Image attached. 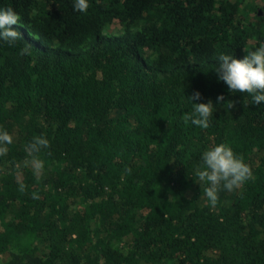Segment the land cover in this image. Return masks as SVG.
<instances>
[{
	"label": "trees",
	"instance_id": "16d2710c",
	"mask_svg": "<svg viewBox=\"0 0 264 264\" xmlns=\"http://www.w3.org/2000/svg\"><path fill=\"white\" fill-rule=\"evenodd\" d=\"M88 3L0 0L22 34L0 41V264H264V102L215 71L264 44V0ZM208 100L210 127L186 125ZM220 143L253 178L213 207L196 171Z\"/></svg>",
	"mask_w": 264,
	"mask_h": 264
},
{
	"label": "clouds",
	"instance_id": "9594fccd",
	"mask_svg": "<svg viewBox=\"0 0 264 264\" xmlns=\"http://www.w3.org/2000/svg\"><path fill=\"white\" fill-rule=\"evenodd\" d=\"M89 6L88 0H74L75 11L86 13ZM20 20V15L12 7L0 9V41L12 47L15 46L16 41L22 39L21 32L14 27L19 25ZM31 49L32 45L26 43L20 50V55H31ZM215 71L218 79L227 85L230 92L247 93L256 105L264 102V44L247 52L243 59H236L233 55L221 54L218 57V66ZM189 99L199 101L202 99V95L199 91H195ZM223 101H225V97L219 95L217 104ZM226 103L228 109L236 107L234 100H228ZM192 105L193 110L182 116L183 122L186 125L191 122L202 129L209 128L210 118L213 116V102L208 100L206 103H192ZM12 143V135L6 130L0 129V156L7 154V145ZM49 147V140L43 135H38L26 144L25 151L35 160L42 149ZM202 161V168L196 171V176L208 185L204 188V194L213 207L218 202V193L222 188L233 191L253 178L250 165L234 153L233 149L226 143L209 147L203 152ZM41 170L42 162L36 160L35 174L39 175ZM128 171L131 172V169ZM19 191L23 193L25 185L21 184ZM32 198L39 199V196L33 193Z\"/></svg>",
	"mask_w": 264,
	"mask_h": 264
}]
</instances>
